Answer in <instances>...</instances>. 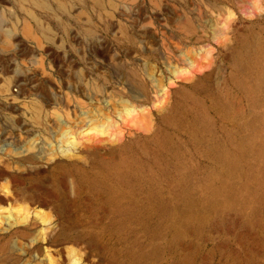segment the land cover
Masks as SVG:
<instances>
[{"label":"rangeland","instance_id":"obj_1","mask_svg":"<svg viewBox=\"0 0 264 264\" xmlns=\"http://www.w3.org/2000/svg\"><path fill=\"white\" fill-rule=\"evenodd\" d=\"M0 264H264V0H0Z\"/></svg>","mask_w":264,"mask_h":264}]
</instances>
